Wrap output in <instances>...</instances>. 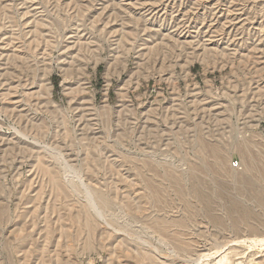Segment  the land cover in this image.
Wrapping results in <instances>:
<instances>
[{"label":"rangeland","instance_id":"rangeland-1","mask_svg":"<svg viewBox=\"0 0 264 264\" xmlns=\"http://www.w3.org/2000/svg\"><path fill=\"white\" fill-rule=\"evenodd\" d=\"M88 193L113 203L93 225ZM256 237L264 0H0V264H264L250 242L216 254Z\"/></svg>","mask_w":264,"mask_h":264},{"label":"bare ground","instance_id":"bare-ground-1","mask_svg":"<svg viewBox=\"0 0 264 264\" xmlns=\"http://www.w3.org/2000/svg\"><path fill=\"white\" fill-rule=\"evenodd\" d=\"M62 156V155H61ZM215 156H216V159H215V165H216V169H217V172L218 173H222V170L225 169V167L227 166L226 165V161L224 159V157L222 155H217V152H215ZM61 158V157H60ZM63 162V161H62ZM65 162V161H64ZM67 164V163H66ZM140 166V165H139ZM47 168V167H46ZM227 169V168H226ZM46 170V169H45ZM228 170V169H227ZM67 172V171H66ZM168 174V173H167ZM68 175L67 174L65 177H62L63 178H66V180H70L72 182V179H69L68 178ZM52 181L54 182V184L56 185H59L60 184V177L63 176V175H54L52 174ZM170 176V175H169ZM71 177V176H70ZM73 178V177H72ZM78 178V177H77ZM76 178V179H77ZM229 178V177H227ZM74 180V179H73ZM80 180V179H79ZM224 182H225V179L223 178ZM241 180L243 182H245L248 186H253L254 183L256 182V178L254 177V172L252 170V168L250 166L247 167V169L245 170L243 176L241 177ZM64 181V180H63ZM82 181V180H81ZM224 182L222 183L221 182V186H220V191H222V194L224 191H227L228 190V186L227 184H224ZM228 183V180L226 181ZM197 183V182H196ZM67 184V183H66ZM174 184H175V187L177 189V191L180 190V187H181V184L179 183V181H174ZM73 183L69 184L70 188L72 187ZM183 185V184H182ZM68 186V185H67ZM68 186V187H69ZM85 188V187H84ZM72 189V188H71ZM76 189V188H75ZM75 189L72 191H75ZM236 189V188H235ZM186 190V189H185ZM205 189L201 186H196L195 187V193H196V196L200 197L204 203L206 204V206L208 207L209 211H208V215H209V219L211 220L212 219V222L215 224V226L217 227H222L224 228L225 225L223 222L217 220V218L214 216V211H213V208H214V203H213V193L212 195L209 194L208 192L204 191ZM233 190V189H232ZM209 191V190H207ZM234 191V190H233ZM237 191V190H236ZM57 192V191H56ZM59 192V191H58ZM89 194V193H88ZM146 194V193H145ZM216 194V193H215ZM237 194V193H236ZM93 195V194H92ZM90 196L89 194V199L87 200L86 202V205H85V214H86V222L88 225H93L95 224L94 223V215H92V210H97L98 212H101V208L100 207H104V208H108L111 206V200L110 198L107 196V195H104V194H96V198L93 196ZM225 196H228V194H226ZM237 196V195H236ZM113 199V198H112ZM81 201V200H80ZM159 201V200H158ZM217 202V201H216ZM97 212V213H98ZM230 213V216L235 219V221L237 219H242V222L239 224V223H236L234 222L233 223V228L234 229H239L242 225H244L246 228H250V229H253L254 225H252V223L254 224H258L257 222V219L255 218L256 215H254L255 217H252V222H247L246 221V217L249 215V211L247 210H244L242 209V207H240V205L238 204H232V208L231 210L229 211ZM168 214V213H167ZM101 215V214H100ZM94 216V217H93ZM106 218V217H105ZM139 218V217H138ZM152 219V218H151ZM156 221H155V225L160 228L161 230L165 231L167 229V227L175 224L177 227H184V223L181 222L180 220L178 221H169L168 219H166V217L164 218H155ZM257 228L253 229V230H256ZM120 232V231H119ZM247 239V238H246ZM247 242H250L252 244H255L256 246H263L264 245V237H256V238H251V239H247L246 240H242V241H233V242H230V243H227V244H222V245H219L217 247V252L216 254L217 255H220V256H223V260L227 259L228 256L230 255V250L232 249V247L234 245H237V244H245ZM254 247V246H253ZM191 247H188V246H180L179 247V253H181L182 255H185L186 258H189V256H191ZM147 252V251H146ZM208 254V253H207ZM157 255V254H156ZM155 256V255H154ZM202 256V254L200 255ZM159 257V256H158ZM157 256L153 257L151 255H147V259L150 260V263L149 264H159V263H156L157 259H158ZM184 257V256H183ZM209 257V254L208 256L207 255H204L203 257H200V260L202 258H207ZM192 258V257H190ZM145 259V257H144ZM163 259V258H161ZM165 259V258H164ZM159 260V259H158ZM199 260L198 263H200L201 261ZM190 261V260H189ZM158 262V261H157ZM192 262V261H191ZM197 264V262H196Z\"/></svg>","mask_w":264,"mask_h":264},{"label":"built area","instance_id":"built-area-1","mask_svg":"<svg viewBox=\"0 0 264 264\" xmlns=\"http://www.w3.org/2000/svg\"><path fill=\"white\" fill-rule=\"evenodd\" d=\"M237 165V164H236Z\"/></svg>","mask_w":264,"mask_h":264}]
</instances>
